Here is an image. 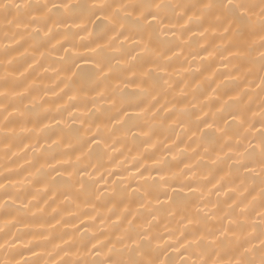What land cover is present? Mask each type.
Segmentation results:
<instances>
[{"label": "snow or ice", "instance_id": "obj_1", "mask_svg": "<svg viewBox=\"0 0 264 264\" xmlns=\"http://www.w3.org/2000/svg\"><path fill=\"white\" fill-rule=\"evenodd\" d=\"M0 20L3 156L39 153L33 181L0 172L3 264H40L39 242L15 251L46 213L41 240L72 229L54 264H177L169 249L179 264H264V0H0ZM217 55L228 71L205 87L192 62ZM50 68L55 110L38 112L31 77ZM123 148L135 174L94 178Z\"/></svg>", "mask_w": 264, "mask_h": 264}, {"label": "bare ground", "instance_id": "obj_2", "mask_svg": "<svg viewBox=\"0 0 264 264\" xmlns=\"http://www.w3.org/2000/svg\"><path fill=\"white\" fill-rule=\"evenodd\" d=\"M6 28H7L6 22H3L2 20H0V44H7L10 42L9 37H10L11 33H9V37H5V35H4V31ZM16 30L17 29H13V31H16ZM18 31H24V29L21 28ZM211 42H212V37L210 36L209 40L206 43H208L210 45ZM216 42L218 43L219 41H216ZM193 48H196V45H193ZM189 59H191V57H189ZM47 63L48 62H46L45 66H47ZM192 63L194 65L193 71H195L196 68L200 69V74L198 76V79L203 82L205 87L207 86L209 79H215L217 82H219L221 79H223V77L220 75V73H227V71H228V69L224 67L225 62L221 61L218 55L215 57V59L208 58L205 61H201L199 59V57H197V59L195 61H193ZM55 66L56 65H53V67H55ZM184 67L187 68L188 65L185 64ZM182 75L187 76L189 79H191V77L189 76L188 73H182ZM31 78L36 81V86L38 88V93H37L38 96L43 101H45V103L43 104V107L38 108L37 111L43 112L44 109H48V108H51L54 111L55 110V102H56L57 98L55 96H53L52 89L57 84L56 73L53 72L51 70V68L49 69V71L47 73H44L43 69H40L39 72L34 73ZM193 86H195V85H193ZM213 86H215V85H213ZM60 87H63V85L61 84ZM45 91L47 92L46 95H45ZM55 91L59 92L60 88L56 87ZM65 100H66V98H65ZM38 103H39V101H38ZM65 116H67V114H65ZM17 131H19V129H17ZM22 135H28V134L25 133ZM27 142L35 144L36 143L35 135L33 134L32 139L27 141ZM117 147L120 148V145H117ZM128 147H131V145H128ZM121 152L123 154H121ZM121 152H115V153L110 152L109 156H111L112 158L109 159L108 157H105V159L103 161V167H100L99 171L95 174L94 178L99 177L101 174H103L104 179L107 180L109 183H111V181L117 179V176H109L108 175L109 171L118 172L125 177L128 176L129 172L135 174V167L133 165L136 163V161L133 159V157L137 156V151L135 149H133L132 152H128L127 148H123L121 150ZM37 155H39V153H32L31 149H29L26 157H24V158L12 157L11 160L17 161V163L12 164L9 159H7L3 156V145H0V172L4 171L3 165H5V164H9L13 168H19L20 165H23V169L21 170L20 175L16 178L23 180L25 177H27L28 181H33L34 176L36 174V168L39 167V164L34 162V166L29 165V164L25 163V159L31 160V159H33V156H37ZM125 156L127 157V160H125ZM169 159H170V157H169ZM148 163H151V161H148ZM182 166L183 165H181V167ZM125 168H127L128 171H124L123 169H125ZM89 170L91 171V169H89ZM28 171H31L33 173V176H28ZM103 184H104V181L101 180L100 186L102 187ZM24 187H29V190L34 191L35 188H39V187H41V185L39 183L34 182L31 186H29L26 182ZM209 187H210V185H209ZM37 196H38V199H41V205L46 207L45 205H43V199L46 197L42 196V190H41V193L37 194ZM213 199H215V197H213ZM57 204H59V201H57ZM56 206L57 205H53V207H56ZM60 207L63 209L64 206L60 205ZM79 211H81V212L91 211V209L82 206V208ZM48 212H51V209H48ZM64 214L67 217V211H65ZM46 219H47V213L43 217H41L38 214L37 221H36V223L33 224L32 227L26 228L23 225H20V228H21L22 232L32 233L31 236L27 237V239L32 240V242L34 244H36L37 242H39L41 244V247L37 249V251L41 253V256L39 257L40 264H44L45 261H48L49 264H54V261L59 260L61 258V256H63V253H60V255H56V249H55L54 245H56V244L63 245V241H61L59 238L60 234L72 233V229H71V227L57 226V229L52 230L50 239L48 241H43L40 238V233L48 234L47 226L45 225L44 228H41L40 224L43 223L44 220H46ZM2 220H3V217H0V226H2ZM85 220L87 223H91V221H89L87 219V217H85ZM77 223H79V221H77ZM93 227H94V230L99 231V229L101 227H103V225H99V221H97ZM13 230H15V229H13ZM33 233L35 235H33ZM48 253H52V255H49ZM169 254L175 256L177 259V264H179V260H180L179 255L177 253L173 252L171 249H169ZM26 255H30V254H26ZM33 259H36V258L33 257ZM65 259H67V257H65Z\"/></svg>", "mask_w": 264, "mask_h": 264}, {"label": "clouds", "instance_id": "obj_3", "mask_svg": "<svg viewBox=\"0 0 264 264\" xmlns=\"http://www.w3.org/2000/svg\"><path fill=\"white\" fill-rule=\"evenodd\" d=\"M97 27H99V24L97 25ZM182 163V161H181ZM32 233H25V232H21L20 234V241H21V246L16 249L15 251V255H19L20 253H27L28 251H30L29 248H25L24 244L28 243V241H30L29 239H27V237L31 236ZM33 246H35V244L33 243ZM10 257H8V254L6 251L4 250H0V264H3V261L5 259H8Z\"/></svg>", "mask_w": 264, "mask_h": 264}]
</instances>
